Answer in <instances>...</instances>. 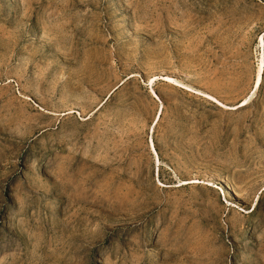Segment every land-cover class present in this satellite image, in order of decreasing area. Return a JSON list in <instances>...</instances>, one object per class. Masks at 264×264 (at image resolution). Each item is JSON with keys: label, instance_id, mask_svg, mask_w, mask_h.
I'll return each instance as SVG.
<instances>
[{"label": "rangeland", "instance_id": "rangeland-1", "mask_svg": "<svg viewBox=\"0 0 264 264\" xmlns=\"http://www.w3.org/2000/svg\"><path fill=\"white\" fill-rule=\"evenodd\" d=\"M0 264H264V0H0Z\"/></svg>", "mask_w": 264, "mask_h": 264}, {"label": "bare ground", "instance_id": "bare-ground-1", "mask_svg": "<svg viewBox=\"0 0 264 264\" xmlns=\"http://www.w3.org/2000/svg\"><path fill=\"white\" fill-rule=\"evenodd\" d=\"M206 95H208V94H206ZM208 96H210V95H208ZM219 102H220V101H219ZM227 107H228V106H227ZM236 107H237V106H234V107H231V108L236 109Z\"/></svg>", "mask_w": 264, "mask_h": 264}]
</instances>
